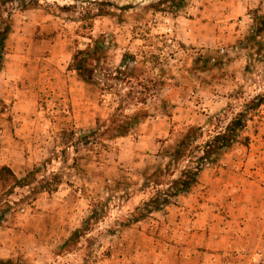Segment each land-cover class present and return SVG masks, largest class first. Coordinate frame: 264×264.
I'll use <instances>...</instances> for the list:
<instances>
[{
	"label": "rangeland",
	"instance_id": "1",
	"mask_svg": "<svg viewBox=\"0 0 264 264\" xmlns=\"http://www.w3.org/2000/svg\"><path fill=\"white\" fill-rule=\"evenodd\" d=\"M153 1L45 0L22 10L0 0L10 25L0 71V172L31 174L29 186L14 189L0 177V264L209 257L171 233L181 225L167 216L171 205L142 218L137 209L152 196L164 155L190 128L206 139L264 95V32L248 40L264 20V0H188L176 14L154 12ZM91 39L105 49L86 83L69 66ZM134 113L141 119L115 139L122 116ZM234 146L258 147L254 160L264 169V103L206 168ZM192 166H171L163 182Z\"/></svg>",
	"mask_w": 264,
	"mask_h": 264
},
{
	"label": "crops",
	"instance_id": "2",
	"mask_svg": "<svg viewBox=\"0 0 264 264\" xmlns=\"http://www.w3.org/2000/svg\"><path fill=\"white\" fill-rule=\"evenodd\" d=\"M254 149L261 154L231 147L167 208L181 224L171 233L208 254L204 264H264V169Z\"/></svg>",
	"mask_w": 264,
	"mask_h": 264
},
{
	"label": "trees",
	"instance_id": "3",
	"mask_svg": "<svg viewBox=\"0 0 264 264\" xmlns=\"http://www.w3.org/2000/svg\"><path fill=\"white\" fill-rule=\"evenodd\" d=\"M41 1L45 0H2L3 4L4 2L10 3L15 5L16 8L22 10L38 7ZM186 1L188 0H155L148 8L156 13L168 12L176 14L184 8ZM3 4H1L0 7ZM86 17L88 18V15H86ZM90 17L91 19L93 17H99V14H92ZM9 32L10 25L8 19L0 17V71L2 70L3 65L5 41L8 38ZM263 32L264 20L259 24L256 32L252 34L248 40L254 42ZM104 49L103 42L91 39L90 46L83 51L76 52L72 57L69 70L77 72L81 75L83 81L90 83L92 81L91 76L93 73L90 67L92 63L101 60L102 55L104 54ZM263 103L264 95L258 96L247 104H244L243 109L228 122L224 129H219L218 132L208 135L206 139L203 137L202 129L190 128L178 142L176 147L171 152L164 155V158L168 159L166 165L163 168L158 169L156 174L151 177L152 184L151 186H147L152 188V196L149 200L144 202L141 208L137 209V211L140 212L138 218L144 217L145 214L151 215L156 213L169 205H174L175 199L178 196L191 192L192 188L197 183L200 172L205 169L207 165L215 163L220 153L235 142L239 132L246 128L250 115ZM122 118L125 122L115 128V139L126 136L130 126L136 124L141 119L140 114L138 113H134L127 117L122 116ZM193 159L195 160L194 162H192ZM185 161L190 164V166H193L182 170L178 178L172 179L168 183H164L162 178L172 177L174 175V170H171V166H178ZM30 176L31 174H28L25 178L18 180L12 171L5 167L2 168L0 172L2 180L5 179V177L11 179L13 189L29 186V183H31ZM151 181H149V183H151ZM165 186H167V188L163 189ZM138 218L134 221L137 222Z\"/></svg>",
	"mask_w": 264,
	"mask_h": 264
}]
</instances>
